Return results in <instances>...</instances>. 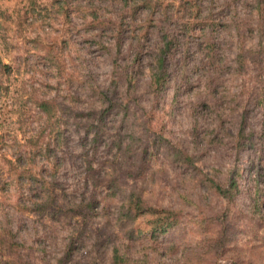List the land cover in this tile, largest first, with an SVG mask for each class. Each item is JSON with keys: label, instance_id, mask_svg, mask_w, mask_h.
<instances>
[{"label": "rangeland", "instance_id": "obj_1", "mask_svg": "<svg viewBox=\"0 0 264 264\" xmlns=\"http://www.w3.org/2000/svg\"><path fill=\"white\" fill-rule=\"evenodd\" d=\"M60 1L0 0V53L5 62L19 67L0 87V177L12 179L5 184L6 190L0 191V215L18 234L19 246L12 252L0 246V264H111V248L97 246L95 241L106 242L111 235L124 242L129 239L127 230L146 228L145 218L136 223L117 221V209L132 189L144 192L156 204L183 208L179 224L167 233L154 241L143 234L132 240L129 250L137 259L132 264H264V220H255L249 209L250 193L264 189V0H212V12H203L199 22L193 19L197 25L183 35L181 27L191 19L189 9L184 10L189 3L164 0L165 4H175L179 38L184 46L176 52L179 64L175 61L172 67L178 75L172 74L162 94L156 97L144 95V89L162 40L163 24L159 13L152 16V22L142 15L143 11L138 13L131 27L134 38L129 40L135 45L136 37L141 39L143 59L141 66L132 64L139 66L134 82L138 99L124 94L130 108L126 123L136 129L138 118L152 120V128L163 132L170 143L161 148L157 162L141 173L132 166L138 152H124L126 146L134 143L130 138L134 130H120L122 114L114 116L117 110L107 109L109 130L95 152L84 126L89 116L78 114L90 112L92 103H98L95 96L89 95L93 86L103 88L120 82L113 72V61L118 56L112 48L115 40L108 33H101L102 37L95 41L89 38L84 5L97 3L100 17L106 20L116 15L124 1L74 0L80 8L75 3L74 10L67 13L60 12ZM203 1L208 5L211 0ZM209 19L213 24L207 26ZM183 50L187 59L183 58ZM241 50L248 51L243 59L237 57ZM54 61L61 65V75L50 72L48 66ZM213 79L210 90L208 82ZM125 89L126 85L124 93ZM209 91L216 97L215 110L222 114L228 132L243 119L247 129L256 131L254 147H247L240 155L232 143L207 145L201 153L193 149L195 120L198 119L202 133L205 126L218 123H212L214 114L209 108L197 103L204 98L209 101ZM42 96L56 97L67 105L57 120L53 118L56 123H48L39 111L36 101ZM202 113H207L206 120ZM43 127L45 139L51 140L57 155V166L52 163L53 151L32 150ZM135 144L139 148L140 140ZM169 147L170 151L180 147L198 155L197 166L202 170L199 179L192 167L183 170L172 165L167 157ZM23 169L45 175L59 194L67 196L68 202L87 199L95 193L102 201L99 215L85 224L80 216L72 217V211H62L54 219L31 210L42 197L34 192L26 177L20 179ZM231 169L239 170L242 192L228 208L221 201L223 198L200 179L203 173L213 172L224 177ZM112 178L117 180V186H112ZM181 194L193 200L184 201ZM207 215L223 217L231 248L201 263L198 257L203 249L199 247L205 236L197 220ZM71 236L75 249L73 256L68 257L64 249Z\"/></svg>", "mask_w": 264, "mask_h": 264}, {"label": "trees", "instance_id": "obj_2", "mask_svg": "<svg viewBox=\"0 0 264 264\" xmlns=\"http://www.w3.org/2000/svg\"><path fill=\"white\" fill-rule=\"evenodd\" d=\"M122 1H124V3L116 15L107 17L106 20L100 17V6L97 3H92L90 6L84 5L86 7L85 16L88 18L86 22V28L89 32V38L95 41L97 37H102L101 33H108L110 34V37L114 38L113 40H115V45L112 48L115 49V52L118 54V56L115 57V61H113V72L116 74V78H118L120 82H114L108 85V87L103 88H100L99 86H93L89 91V95L95 96L98 100V103H92L88 109L90 112H80L78 114H81V116L84 117L86 115L89 116L88 120H85L86 124L84 126L86 135H91L90 145L92 146L94 152L98 150L100 142L103 139V135L109 130V122L106 120L107 109L110 107L111 109L115 108L117 113H115L114 116H119L122 114V117L119 119L120 130H134L130 134V138L134 143H130L128 146H126L124 152L126 154L138 152L139 156L138 158L136 157L134 162L135 164L132 166H134L138 173H141L149 164L157 162L159 156L162 155L161 148L167 143L170 145V143L167 139H165L163 132L152 128V120L149 121L143 117L138 118L139 123L136 128L138 130L134 129L133 127H128L126 123V117L129 114L130 108L128 107V104L125 103L126 96H124V94L133 98L136 96L138 99L137 85L134 82L137 77V71L139 70V66H141L143 59L142 53L144 47L143 43H141V39L138 37H136L137 43L135 45L133 44V41L129 40V38H134L132 36L133 32L131 30L132 23H134L137 19L136 17L138 13L143 11L142 15H145L146 19L150 18V22L154 21L152 16H154L156 13H159L161 18L160 22L163 24L160 27V37H162V40L160 41L159 46L158 41L156 42L159 48L156 58L151 63L149 68L150 79L147 83V87L144 89V95H152L153 97L160 96L170 76L172 74L175 77L178 75V71L176 69L172 71V67L175 61L179 64V55H177L176 52L179 53V49H181L183 44H181L179 38V17L175 16L176 10H174V2L165 4L164 0H135L132 3H130L129 0ZM186 2L189 3V5L185 7L184 10L187 8L189 9L190 13H187L190 14L191 19L188 21V23L182 25L180 30L181 35L188 34L189 30L197 25L195 22H199L200 18L203 17V12L207 11L208 13H211L213 9L212 5H214L212 0L210 3H208V5H206V2L203 0H187L185 1V4H187ZM75 3L78 7L77 1H60L58 3V5H60V12L67 13L73 11L76 7ZM127 7L129 10H127ZM78 8H80V6ZM63 9L65 10L62 11ZM128 17L133 18V20L129 21ZM193 19L197 21L194 22ZM207 22H210L205 23L207 26L213 24L211 23L210 19ZM185 40H187V38ZM104 48L109 52L111 51L108 46ZM183 51L185 55L183 58L187 59V54H185V50ZM247 52L248 51L241 50L237 57L239 59H243L244 54ZM119 58L122 59L124 64L118 61ZM130 60L132 61L131 63H129ZM55 62L56 61H54V64H50L48 67L50 72H54V75L58 76L62 74V68L58 62ZM133 63L138 64L139 66H133ZM16 70H19V67L13 63L5 62L3 60L2 54L0 53V87L4 85L6 79H9L11 75L16 72ZM213 82L214 79L208 82L210 90L213 88L211 86ZM125 85L126 89L124 93ZM5 88L9 89V86H5ZM0 91H2L1 88ZM208 97L209 101L204 98L198 100L197 103H199L198 105L200 106L209 108L208 110L211 112V114H214L211 116L212 123H214L216 120H218V123L216 125H212V127L208 125L205 126L206 129L204 133H202L198 128V119L195 120L196 124L194 125V131L192 134L194 146L193 149L201 153L207 147V145L212 144L214 146H226L232 143L233 147L237 150L236 152L240 155V153L243 150H246L247 147H254L256 145V131L252 128L247 129L248 127H246V121L243 119L240 125H237L235 128H232L231 132H228V129L223 125L224 120L222 118V114L217 113L215 110L217 109V106L214 102V100H216L215 95L209 91ZM36 103L39 111L46 117L48 123L51 124L56 123L54 121L57 120L65 110L68 109L67 105L65 103L59 102L56 97L42 96L41 98L37 99ZM202 115L206 120L207 113H202ZM53 118L56 119L54 120ZM156 122L157 120L155 118V125H157ZM159 123L160 121L158 120V124ZM50 129L52 130L51 127ZM51 130L50 133L52 132ZM45 131L46 127H43L41 132L36 135V142L32 146V150L38 148L40 151H53L51 156H53L55 160L52 161V163H54V166H57V155H55V150H53L51 147V140L45 139ZM263 133L264 128H262V136ZM134 136H136V138H134ZM228 138L229 140H226ZM138 140H140L141 143L139 148H137V146L135 147V142ZM121 146V143H119V148L122 149ZM193 153V151L185 150L180 147L170 151L169 147L167 151V157L171 159L172 165L177 168L187 170L192 167L194 169V173H198L199 179L202 170L197 166L198 155L195 153L193 155ZM11 161L12 160H9L8 162L13 164ZM132 166L130 165V169ZM12 170H15V168H12ZM27 172L28 174L26 175ZM19 173L20 179L26 177V182H28L34 192L40 194L42 197V200L35 205L36 207L31 209L39 211L40 215L58 219V215L62 211L66 212L68 210L73 212L72 217L80 216L85 224L93 217L99 215L102 201L95 193H93L87 199L85 198L80 201L68 202L67 196H62L59 194L54 185L49 184V181L45 175L38 174L40 175L38 176L36 173H33V169H23V171H20ZM217 173L213 172V175L209 173H203L200 182L205 184L208 189L214 191L215 195L223 198V200H220L225 201L227 203V207L230 208L229 204L232 205L234 202H236V197L242 192L239 188V170L231 169L224 177H221V175H218L219 173ZM221 173L225 172L221 171ZM10 180H12L11 177H8L7 179L0 177V191L4 192L6 190L5 184ZM110 182H112V186L118 185L117 180L114 178L110 179ZM181 197L184 199V201L193 200L192 197H189L186 194H181ZM263 198L264 189H258L257 192L250 193L249 209L252 212L253 218L255 220H264ZM117 212V221L119 223H123L124 221L136 223L140 218H145V230L142 231L139 228L137 231L136 227H132L126 231V237L129 239H125L124 242L116 241V239L109 235L106 242L96 240L95 244L97 246L104 245L102 246L104 248H111L113 259L111 264H132L137 260L132 256V253L129 250V248H131L132 240L143 234L146 238H149L150 240L152 239L154 241V239H157L159 236L167 233L179 224L180 217L183 213V208H174L173 205L164 206L162 203L156 204L150 201V197L145 196L144 192H136V190L132 189L129 195L125 197L124 201L117 209ZM223 215H225V213H223ZM197 222L200 225L201 233L205 236V238L202 239L201 245L199 247L203 249V252H201L198 257L199 262H207L209 257L219 254L220 252L227 251L231 248L229 247V240H227L229 238L227 233L228 225L225 222L223 223V217L221 215L213 216V218L211 215H207L201 219H198ZM17 236L18 234L12 228V226L6 225L5 220L2 219L0 215V246H5V248L9 249V252L15 251L16 247L19 246ZM73 239L74 237L71 236V241L66 244L64 249L65 255L68 257H72L74 254L75 239ZM208 242L209 245H207ZM233 262H236V260L233 259Z\"/></svg>", "mask_w": 264, "mask_h": 264}]
</instances>
